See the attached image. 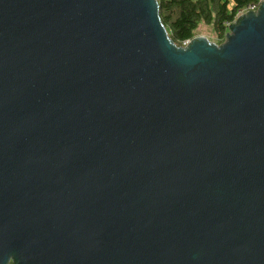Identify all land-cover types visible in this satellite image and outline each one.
<instances>
[{"label":"water","instance_id":"water-1","mask_svg":"<svg viewBox=\"0 0 264 264\" xmlns=\"http://www.w3.org/2000/svg\"><path fill=\"white\" fill-rule=\"evenodd\" d=\"M264 264V0L176 46L157 0H0V264Z\"/></svg>","mask_w":264,"mask_h":264},{"label":"trees","instance_id":"trees-1","mask_svg":"<svg viewBox=\"0 0 264 264\" xmlns=\"http://www.w3.org/2000/svg\"><path fill=\"white\" fill-rule=\"evenodd\" d=\"M261 0H157L160 20L176 46L196 37L200 25L211 28L217 45L224 41L237 11Z\"/></svg>","mask_w":264,"mask_h":264},{"label":"rangeland","instance_id":"rangeland-1","mask_svg":"<svg viewBox=\"0 0 264 264\" xmlns=\"http://www.w3.org/2000/svg\"><path fill=\"white\" fill-rule=\"evenodd\" d=\"M196 34V36H203L210 42L215 43V37L212 34L211 28L207 26L200 25V27L196 30Z\"/></svg>","mask_w":264,"mask_h":264},{"label":"built area","instance_id":"built-area-1","mask_svg":"<svg viewBox=\"0 0 264 264\" xmlns=\"http://www.w3.org/2000/svg\"><path fill=\"white\" fill-rule=\"evenodd\" d=\"M259 3H260V2H259ZM259 3H257V4H250V5L246 6L244 9L237 11V13H236V15H235V18L238 17L239 15L245 13V12H248V11H255V10L257 9ZM235 18H234V19H235ZM187 42H188V41L184 42L182 45H183V46L186 45Z\"/></svg>","mask_w":264,"mask_h":264},{"label":"flooded vegetation","instance_id":"flooded-vegetation-1","mask_svg":"<svg viewBox=\"0 0 264 264\" xmlns=\"http://www.w3.org/2000/svg\"><path fill=\"white\" fill-rule=\"evenodd\" d=\"M8 264H13V263H12V261L10 260V261L8 262Z\"/></svg>","mask_w":264,"mask_h":264}]
</instances>
